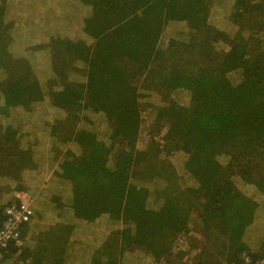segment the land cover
Instances as JSON below:
<instances>
[{"label":"trees","instance_id":"obj_1","mask_svg":"<svg viewBox=\"0 0 264 264\" xmlns=\"http://www.w3.org/2000/svg\"><path fill=\"white\" fill-rule=\"evenodd\" d=\"M16 191L0 264L258 261L264 0H0V223Z\"/></svg>","mask_w":264,"mask_h":264},{"label":"built area","instance_id":"obj_2","mask_svg":"<svg viewBox=\"0 0 264 264\" xmlns=\"http://www.w3.org/2000/svg\"><path fill=\"white\" fill-rule=\"evenodd\" d=\"M14 197V202L3 209L4 219L0 223V260L2 250L9 243L21 246L20 228L33 215L31 198L27 192L16 191ZM242 264H264V254L254 263H251L247 256H243Z\"/></svg>","mask_w":264,"mask_h":264},{"label":"rangeland","instance_id":"obj_3","mask_svg":"<svg viewBox=\"0 0 264 264\" xmlns=\"http://www.w3.org/2000/svg\"><path fill=\"white\" fill-rule=\"evenodd\" d=\"M103 5H104V4L100 5V7H98V9H99V8H100V9H104ZM193 9H194V8H193V5H192V4L185 3V5H184V9L181 8V10H180V12H183L182 17H183L184 20H186V21H189V20H190L189 14L193 11ZM180 12H179V13H180ZM180 16H181V13H180ZM148 20H150V22H149L148 25H147V31H152V28H153V22L151 21L150 18H148ZM157 22H158V21H157ZM115 43H116V45H117L118 47H121V40L117 39ZM207 43H208V42L206 41L205 44L203 45V51H209V50H210V46H209V44H207ZM122 52H125V51L122 50ZM130 57H131L132 61H135V60L138 59L136 56H130ZM114 78H115V77H113L112 79H114ZM110 89H112V94H113V98H112V99H113L114 103L118 105V97H117V94H116V92H115V90H114V87H110ZM118 106H119V105H118ZM179 110L182 112V111H184L185 109H179ZM171 116H172L171 119H173V116H174V113H173V112H171ZM251 125H252V123L249 122V119H246L245 124L239 123V124L237 125V128H238L241 132H244V134L247 135L249 138L253 139L255 136L253 135V132H252V133L250 132ZM256 126H258L257 123H256ZM250 133H251V134H250ZM256 134H258V133H256ZM259 135H260V134H259ZM258 197L264 199V194H261V195L258 196Z\"/></svg>","mask_w":264,"mask_h":264},{"label":"clouds","instance_id":"obj_4","mask_svg":"<svg viewBox=\"0 0 264 264\" xmlns=\"http://www.w3.org/2000/svg\"><path fill=\"white\" fill-rule=\"evenodd\" d=\"M31 207H32V201H31ZM31 217H32V216H31ZM29 220H30V219H29ZM28 222H29V221H28ZM26 223H27V222H26ZM26 223H25V224H26ZM23 225H24V224H23ZM20 230H21V229H20ZM20 241H21V240H20Z\"/></svg>","mask_w":264,"mask_h":264}]
</instances>
